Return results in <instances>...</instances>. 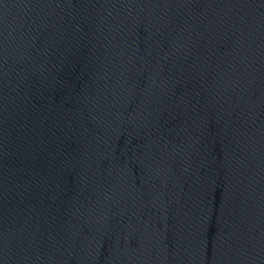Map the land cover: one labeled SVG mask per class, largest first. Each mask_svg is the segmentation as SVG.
<instances>
[{"label": "water", "instance_id": "95a60500", "mask_svg": "<svg viewBox=\"0 0 264 264\" xmlns=\"http://www.w3.org/2000/svg\"><path fill=\"white\" fill-rule=\"evenodd\" d=\"M0 264H264V0H0Z\"/></svg>", "mask_w": 264, "mask_h": 264}]
</instances>
